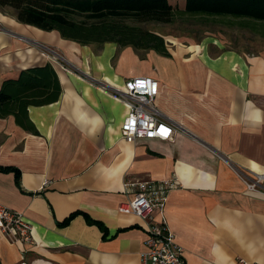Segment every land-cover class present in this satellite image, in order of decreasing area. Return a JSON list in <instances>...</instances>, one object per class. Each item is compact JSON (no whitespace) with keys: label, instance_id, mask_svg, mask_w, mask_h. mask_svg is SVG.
I'll list each match as a JSON object with an SVG mask.
<instances>
[{"label":"crops","instance_id":"crops-1","mask_svg":"<svg viewBox=\"0 0 264 264\" xmlns=\"http://www.w3.org/2000/svg\"><path fill=\"white\" fill-rule=\"evenodd\" d=\"M0 25V89L47 63L62 89L58 101L28 108L27 128L0 117V168L21 175L18 185L15 172L0 170V204L33 227V243L0 231L2 264H140L147 222L118 210L136 180L174 182L164 216L186 264H264V191L248 190L240 177L264 170V48L182 38L191 43L168 48L167 57L82 45L6 9ZM30 39L64 58L48 60ZM134 76L159 82L154 103L175 129L171 140L121 136L128 106L118 91ZM74 212L81 214L61 225Z\"/></svg>","mask_w":264,"mask_h":264},{"label":"trees","instance_id":"trees-1","mask_svg":"<svg viewBox=\"0 0 264 264\" xmlns=\"http://www.w3.org/2000/svg\"><path fill=\"white\" fill-rule=\"evenodd\" d=\"M0 9L10 11L23 24L58 31L62 38L82 45L117 43L140 53L154 50L171 56L162 36L126 23L129 19L172 23L175 11L168 0H0ZM183 13L200 18H249L264 22V0H186ZM61 92L58 75L50 63L23 70L0 89V117L13 115L18 125L27 128L28 108L54 103ZM0 170L15 172L20 185L19 170ZM79 214L72 213L61 225L69 224ZM85 216L88 223L106 231L100 221Z\"/></svg>","mask_w":264,"mask_h":264},{"label":"built area","instance_id":"built-area-1","mask_svg":"<svg viewBox=\"0 0 264 264\" xmlns=\"http://www.w3.org/2000/svg\"><path fill=\"white\" fill-rule=\"evenodd\" d=\"M0 25V30H1ZM159 82L150 76H134L124 82L118 95L128 106V113L121 124V136L127 142L141 140H171L174 127L162 118L155 106ZM247 189L264 191V170L240 174ZM49 182L45 181L44 186ZM171 181L136 180L126 183L133 198L119 206V212L142 217L147 222L146 250L140 255V264H186L183 249L175 242L167 227L164 208L168 194L174 187ZM160 215L161 220H156ZM32 224L24 216L0 204V231L15 242L33 243ZM240 264H248L240 260ZM0 264L1 261H0ZM18 264H30L21 261Z\"/></svg>","mask_w":264,"mask_h":264},{"label":"rangeland","instance_id":"rangeland-1","mask_svg":"<svg viewBox=\"0 0 264 264\" xmlns=\"http://www.w3.org/2000/svg\"><path fill=\"white\" fill-rule=\"evenodd\" d=\"M168 1L173 8L179 7L178 0ZM182 6L184 8L183 10L175 11V19L172 23H141L132 19L126 20V23L162 36L166 42L167 48H174L179 46V43L182 42L191 43L189 41L185 42L182 38H189L195 41V43H200L208 39L211 40L213 38L218 40L222 39L226 41L225 47L237 49L246 48L256 51L264 48V22L249 18H200L183 13L186 7V0L181 2L180 7L182 8ZM27 41H30V44L39 48L47 56V59L52 62L58 63L60 59L64 58L63 53L50 46L40 44L38 43L39 41L37 44L31 39Z\"/></svg>","mask_w":264,"mask_h":264}]
</instances>
